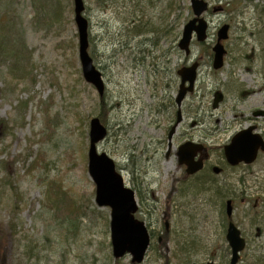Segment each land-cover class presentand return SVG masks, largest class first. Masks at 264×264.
Listing matches in <instances>:
<instances>
[{
  "label": "rangeland",
  "instance_id": "374dc122",
  "mask_svg": "<svg viewBox=\"0 0 264 264\" xmlns=\"http://www.w3.org/2000/svg\"><path fill=\"white\" fill-rule=\"evenodd\" d=\"M206 1L222 11L205 16L208 41L186 56L177 44L193 17L190 0H84L100 96L82 74L73 0H0V33L29 57L24 80L12 83V60L0 51V120L9 129H0V264H132L130 254L113 256L111 211L97 205L88 170L90 122L100 115L108 136L97 151L135 191L136 218L150 234L141 264H229L228 199L246 240L239 264H264V157L212 182L207 171L187 179L178 162V146L192 141L225 168L224 146L237 132L256 126L264 135V117L254 116L264 112V0ZM224 24L225 63L215 70ZM194 62V91L178 108L177 72ZM216 92L224 100L213 108ZM8 174L21 197L17 212ZM50 183L67 195L58 205L46 200Z\"/></svg>",
  "mask_w": 264,
  "mask_h": 264
},
{
  "label": "water",
  "instance_id": "95a60500",
  "mask_svg": "<svg viewBox=\"0 0 264 264\" xmlns=\"http://www.w3.org/2000/svg\"><path fill=\"white\" fill-rule=\"evenodd\" d=\"M193 11V18L188 21L182 32V38L178 47L190 55L191 44L194 38L203 43L208 39L209 25L204 15L209 11L210 5L206 0H190ZM75 22L78 29L79 39V59L82 67V74L88 83L95 86L100 96L104 94V82L102 74L93 64V59L89 54V24L84 18V0H73ZM221 8H214L213 13H217ZM229 25H223L217 32V43L213 47L214 61L213 68L219 70L224 66V56L226 50L222 42L229 37ZM198 64L190 67H183L178 70L181 77V85L176 99L180 106L188 93L194 91L197 78ZM188 84V86H187ZM221 92L214 94L213 107L217 108L223 101ZM261 113H255L258 116ZM180 117L178 118V123ZM172 129L169 138L174 134ZM251 127L236 134L230 144L224 147L225 158L231 166L240 163L253 164L258 156L259 150L264 151V140ZM107 136V129L101 124L98 118H94L90 123V147L88 152L89 173L96 184V203L99 207H109L111 209V242L113 256L120 259L127 253L132 255V263L140 264L144 261L146 252L150 245V236L144 224L135 218L138 211V204L135 192L126 187L123 177L117 171L116 164L106 153L97 152V144ZM203 150L202 146L185 143L179 148V164L186 166L187 175H194L203 169V159L196 161L198 153ZM214 171L219 173V169ZM227 216L230 218L233 213L232 202L228 201L226 206ZM226 239L231 248L230 264H238L240 253L245 249L246 241L241 236L238 227L230 222L227 229Z\"/></svg>",
  "mask_w": 264,
  "mask_h": 264
},
{
  "label": "trees",
  "instance_id": "16d2710c",
  "mask_svg": "<svg viewBox=\"0 0 264 264\" xmlns=\"http://www.w3.org/2000/svg\"><path fill=\"white\" fill-rule=\"evenodd\" d=\"M4 37H6V39ZM6 40L8 42V33H0V51L3 56L12 60L9 71L11 82L14 83V81H23L27 71V67H24V65L29 63V57L25 52L26 49L22 48V46L18 47L16 44L11 42H8L9 44H6ZM99 118L101 122L104 123V116L100 115ZM6 125L7 124L5 122L0 120V129L7 134L9 133V129L8 127H6ZM5 163L7 162L5 161ZM33 168L34 167L32 166L31 169ZM7 180L11 184L10 189L15 198V201L17 202L14 207V211L17 212L19 209L18 203L21 202V197L18 193L17 187L14 186V182L11 179V174H8ZM66 196V193L63 191L60 185L56 186L54 183H50L49 185H47L46 200L48 203L58 205L59 202H61L62 198ZM71 208L74 210V205H72ZM0 230L3 231L1 224ZM1 264H5L3 257L1 258Z\"/></svg>",
  "mask_w": 264,
  "mask_h": 264
},
{
  "label": "flooded vegetation",
  "instance_id": "af4514ba",
  "mask_svg": "<svg viewBox=\"0 0 264 264\" xmlns=\"http://www.w3.org/2000/svg\"><path fill=\"white\" fill-rule=\"evenodd\" d=\"M180 38H181V36H180ZM179 38V39H180ZM152 44H153V47H157L158 46V42H152ZM194 63H197L198 64V66H199V63L198 62H194ZM180 85H181V81H180ZM180 85H179V88H180ZM177 107L178 108H180L181 106H178L177 105ZM165 108V112L167 111V107H163V109ZM261 116L262 117H264V113H261ZM180 117V122L182 121V118H181V113L180 112H178L177 113V120H176V123H175V125H172L171 126V128H170V131H169V133H168V140H169V142L170 141H172L173 139H174V137H175V134H176V129H177V127L180 125L179 123H178V118ZM253 127H255V129H256V132L260 129L259 127H256V126H253ZM173 128H175V130H174V134L172 135V137L171 138H169V135H170V133H171V131H172V129ZM261 129L264 131V127H261ZM258 133V132H257ZM263 137H264V135H262ZM183 143V142H182ZM181 143V144H182ZM186 143H192L193 144V142L192 141H188V142H186ZM170 144V148L172 147L171 146V143H169ZM181 144L178 146V150H177V154H178V152H179V148H180V146H181ZM185 144V143H184ZM183 145V144H182ZM203 150L201 151V152H199L198 153V156H197V158H196V161H199L200 159H203V169L201 170V171H199L198 173H196V174H194V175H187V173H186V167L185 166H182V165H180L179 164V166H181V167H184V171H185V177L187 178V179H190V178H192V177H195V176H197L198 174H201V173H203V172H205V171H207V173H208V175L211 177V182L213 181V179L215 178V177H217V176H220V175H222L224 172H225V170H230V171H237L238 169H245V168H247V167H251L252 165H246V164H243V163H241V164H238L237 166H231V165H229L228 163H227V161L225 160V157H224V159H223V164H225V168H222L220 165L218 166V165H212L211 163H209L210 162V155H209V149L205 146V145H203ZM172 152V149H169V151H168V153H167V157H169L170 156V153ZM260 157H264V151H259V153H258V157H257V161L260 159ZM256 161V162H257ZM255 162V163H256ZM254 163V164H255ZM215 168H218L219 169V173H216L215 171H214V169ZM259 173V172H258ZM262 173H264V168L263 169H261V173L260 174H262ZM211 182L209 183V182H207V184H211ZM227 201H231L232 202V205H233V203H234V201H233V199H228ZM226 201V202H227ZM225 210H226V208H225ZM225 213H226V211H225ZM224 217V216H223ZM226 217L227 218H225L224 217V221L225 222H227V228H228V225H229V223H230V218L227 216V214H226ZM227 256L228 257H230V247L228 246V248H227ZM230 262V261H229Z\"/></svg>",
  "mask_w": 264,
  "mask_h": 264
},
{
  "label": "bare ground",
  "instance_id": "6f19581e",
  "mask_svg": "<svg viewBox=\"0 0 264 264\" xmlns=\"http://www.w3.org/2000/svg\"><path fill=\"white\" fill-rule=\"evenodd\" d=\"M263 37V38H262ZM262 38V39H261ZM260 41H264V35H262L261 37H260ZM199 124V122H196V125H198ZM171 166H172V164H171Z\"/></svg>",
  "mask_w": 264,
  "mask_h": 264
}]
</instances>
